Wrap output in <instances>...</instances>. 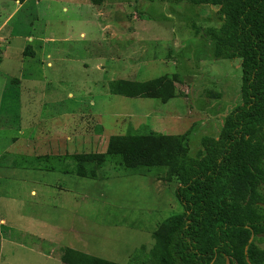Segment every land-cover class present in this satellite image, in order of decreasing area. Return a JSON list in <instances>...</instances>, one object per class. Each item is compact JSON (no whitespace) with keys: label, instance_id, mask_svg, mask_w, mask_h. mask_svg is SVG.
Instances as JSON below:
<instances>
[{"label":"rangeland","instance_id":"374dc122","mask_svg":"<svg viewBox=\"0 0 264 264\" xmlns=\"http://www.w3.org/2000/svg\"><path fill=\"white\" fill-rule=\"evenodd\" d=\"M218 10L0 0V264H66L67 248L119 264L147 261L160 224L183 211L178 183L166 169H126L117 159L81 177L71 156L104 153L110 137L130 132L182 135L195 124L192 156L204 136L218 137L242 85L241 60L216 59L202 38L220 27ZM175 73L184 80L168 102L109 90L114 80Z\"/></svg>","mask_w":264,"mask_h":264},{"label":"trees","instance_id":"16d2710c","mask_svg":"<svg viewBox=\"0 0 264 264\" xmlns=\"http://www.w3.org/2000/svg\"><path fill=\"white\" fill-rule=\"evenodd\" d=\"M149 1L219 7L220 27H208L201 34L214 44L216 59L241 60V103L223 117L218 137L202 138L194 156L190 136L195 124L182 135L130 132L110 137L104 153L72 155L74 172L95 177L109 159H117L126 169H166V179L178 183L183 211L160 224L144 264H264V0ZM193 27L196 34L201 31ZM183 80L181 73L143 82L118 79L109 83V90L168 102L178 96L176 85ZM207 97L220 98L221 93L208 91ZM61 260L119 264L71 248Z\"/></svg>","mask_w":264,"mask_h":264},{"label":"crops","instance_id":"0c3cea01","mask_svg":"<svg viewBox=\"0 0 264 264\" xmlns=\"http://www.w3.org/2000/svg\"><path fill=\"white\" fill-rule=\"evenodd\" d=\"M16 3H19V2H16ZM19 5H21V4L19 3Z\"/></svg>","mask_w":264,"mask_h":264}]
</instances>
